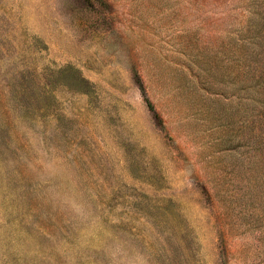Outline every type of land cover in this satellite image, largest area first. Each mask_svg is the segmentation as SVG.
Here are the masks:
<instances>
[{
	"label": "rangeland",
	"instance_id": "obj_1",
	"mask_svg": "<svg viewBox=\"0 0 264 264\" xmlns=\"http://www.w3.org/2000/svg\"><path fill=\"white\" fill-rule=\"evenodd\" d=\"M0 264H264V0H0Z\"/></svg>",
	"mask_w": 264,
	"mask_h": 264
}]
</instances>
